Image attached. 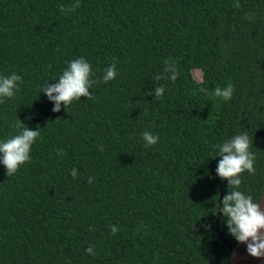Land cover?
<instances>
[{
  "label": "trees",
  "instance_id": "trees-1",
  "mask_svg": "<svg viewBox=\"0 0 264 264\" xmlns=\"http://www.w3.org/2000/svg\"><path fill=\"white\" fill-rule=\"evenodd\" d=\"M235 2L0 0V76L23 78L0 103V141L21 120L42 137L13 176L0 163V264H228L216 145L247 133L256 172L238 190H264V0ZM80 57L94 99L54 112L42 88ZM229 84V101L211 95Z\"/></svg>",
  "mask_w": 264,
  "mask_h": 264
},
{
  "label": "clouds",
  "instance_id": "clouds-1",
  "mask_svg": "<svg viewBox=\"0 0 264 264\" xmlns=\"http://www.w3.org/2000/svg\"><path fill=\"white\" fill-rule=\"evenodd\" d=\"M59 7L61 12H65V5L61 4ZM76 7H79V0L68 7L67 11H74ZM233 7H240L239 0H236ZM165 65V73H171L170 77L167 78L175 81L180 75L176 65L169 61H165ZM91 75L90 63L85 58L80 57L68 63V67L56 79V83L46 82L41 92L45 93L50 101L55 102L52 111L59 112L62 106L68 109L73 101L80 100L81 97L94 99L93 92L89 91L94 84ZM116 76V65L113 61L105 70L103 80L107 83L114 80ZM161 78L164 77L160 75L155 77L157 80ZM22 79L20 75L15 73L9 76H0V103H3L6 98L14 97L19 88L18 82ZM200 91L207 94L206 89L202 88ZM233 92L234 88L229 84L224 88L216 87L211 95L220 97L227 102L232 98ZM154 93L155 99H160L163 97L164 88L157 87ZM23 124L22 120L17 121L13 124V128L18 130V134L5 141H0V163L6 167L8 177L16 174L20 166L30 160L32 145L40 137L38 129L32 130L30 127H24ZM142 136L146 147L156 145L160 139L158 135L154 136L147 131ZM40 138L42 139V137ZM216 148L218 149L217 156L221 157L216 173L222 180H227L229 189H232L223 196L222 202H219V212H222L225 218L228 233L238 243L246 244L249 255L264 258V210L261 209L260 202H255L251 195H246L238 190L242 183V174L244 172L255 174L256 172L254 167L256 156L250 151L249 137L247 133L236 135L230 140L216 145ZM101 150L103 149L101 148ZM62 151V149H57L58 154H62ZM71 175L75 178L77 169L73 168ZM91 182L92 178L90 177L89 183ZM111 231L115 234L118 232V228L113 225ZM86 252L95 255L92 247L87 248Z\"/></svg>",
  "mask_w": 264,
  "mask_h": 264
},
{
  "label": "water",
  "instance_id": "water-1",
  "mask_svg": "<svg viewBox=\"0 0 264 264\" xmlns=\"http://www.w3.org/2000/svg\"><path fill=\"white\" fill-rule=\"evenodd\" d=\"M222 195L223 191L220 193V198H222ZM257 202H260L261 209L264 210V190ZM215 230L218 231V226H216ZM218 235L220 236V233ZM228 264H264V258H256L249 255L246 250V244L237 242L229 257Z\"/></svg>",
  "mask_w": 264,
  "mask_h": 264
},
{
  "label": "rangeland",
  "instance_id": "rangeland-1",
  "mask_svg": "<svg viewBox=\"0 0 264 264\" xmlns=\"http://www.w3.org/2000/svg\"><path fill=\"white\" fill-rule=\"evenodd\" d=\"M194 74H195V77H196V78H198V79H199V78H200V76H201L200 72H199V71H197V70L194 72Z\"/></svg>",
  "mask_w": 264,
  "mask_h": 264
}]
</instances>
